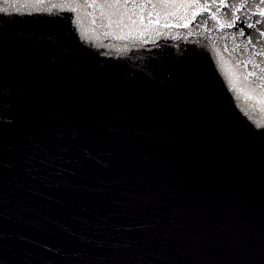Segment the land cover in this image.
Returning <instances> with one entry per match:
<instances>
[{
  "label": "water",
  "instance_id": "obj_1",
  "mask_svg": "<svg viewBox=\"0 0 264 264\" xmlns=\"http://www.w3.org/2000/svg\"><path fill=\"white\" fill-rule=\"evenodd\" d=\"M261 8L0 0V264H264Z\"/></svg>",
  "mask_w": 264,
  "mask_h": 264
},
{
  "label": "snow or ice",
  "instance_id": "obj_2",
  "mask_svg": "<svg viewBox=\"0 0 264 264\" xmlns=\"http://www.w3.org/2000/svg\"><path fill=\"white\" fill-rule=\"evenodd\" d=\"M223 2L227 3L229 2V0H223ZM261 3H264V0H260ZM245 3H250V0H245ZM258 11H260L261 13H264V8L258 9ZM233 20H235V17L232 18ZM0 119H2V117H0Z\"/></svg>",
  "mask_w": 264,
  "mask_h": 264
}]
</instances>
